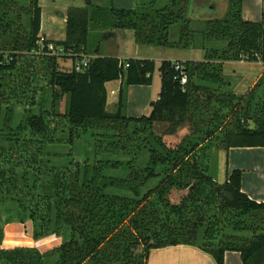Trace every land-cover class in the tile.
<instances>
[{"label":"trees","instance_id":"1","mask_svg":"<svg viewBox=\"0 0 264 264\" xmlns=\"http://www.w3.org/2000/svg\"><path fill=\"white\" fill-rule=\"evenodd\" d=\"M110 1L69 7L65 39L40 44V0H0V123L9 126L2 139L8 144H0V264H147L152 249L197 245L200 232L199 247L217 264H224L227 251L240 252L243 264H264V201L243 191L241 169L222 183L212 175L214 148L264 147V94L251 89L246 99L228 90L224 73L226 61L264 63V11L253 21L242 16L243 0H224L223 11L221 0H170L161 8L160 0L135 8ZM193 20L207 25L204 59L165 60L150 113L126 115V88L151 85L155 61L101 56V41L116 29H132L139 44L172 46L170 28L179 23L177 45L185 48L198 33ZM95 29L102 40L89 66L60 69L59 58L88 55ZM210 41L226 46L208 47ZM48 43L62 45L67 55L51 53ZM117 79L123 82L118 109L110 112L106 83ZM261 82L264 72L256 87ZM14 102L24 105L25 115L11 126ZM181 131L178 143L167 142ZM86 137L96 140L94 163L76 159V144ZM52 144L68 151L51 152ZM143 152L148 157L140 166ZM151 180L157 183L144 191ZM175 190L181 191L177 198ZM11 202L21 222L23 216L33 222L34 240L55 234L62 242L45 251L4 248L1 209Z\"/></svg>","mask_w":264,"mask_h":264},{"label":"crops","instance_id":"2","mask_svg":"<svg viewBox=\"0 0 264 264\" xmlns=\"http://www.w3.org/2000/svg\"><path fill=\"white\" fill-rule=\"evenodd\" d=\"M50 1V5H49ZM151 0H114L117 7L135 8L138 2L147 3ZM96 5L109 6L110 0H92ZM170 0H160L158 7H164ZM86 0H40L42 7V24L40 34L50 41H62L66 36V20L68 8L71 6H84ZM264 11V0H243L242 16L244 19L259 21ZM191 28L198 33L195 35L194 43L188 47L178 46L180 40L181 24L176 23L170 28V41L172 46H155L139 44L132 29H116L114 36L101 42L100 55L125 58H150L161 66L165 60L175 62L177 60H203L205 57L204 40L201 32L205 30L206 23L203 20H193ZM100 36L102 30L95 29ZM208 47H224V41H210ZM90 49V47L88 46ZM61 60V58H59ZM60 62V61H59ZM73 66V64H72ZM264 72V63L261 61L233 60L224 64L225 78L228 82L227 89L236 94H245L261 78ZM160 76V77H161ZM122 80L117 79L106 83L108 91L107 106L115 112L118 109V96L122 87ZM151 85H129L126 88L128 116L133 110L141 106L150 107L155 98ZM261 94H264V84L261 86ZM136 96L132 100V97ZM129 108V105L132 104ZM126 110V109H125ZM127 115V114H126ZM51 145L48 146V150ZM51 151V150H50ZM56 152V151H51ZM264 167V147H233L228 150L214 148L212 150V175L219 183L224 182L234 169L242 170V189L250 197L257 201H264V187L259 182L263 174L260 173ZM197 245L178 244L162 248L152 249L147 264H217L215 258L203 251ZM224 264H243L241 254L238 251H227Z\"/></svg>","mask_w":264,"mask_h":264},{"label":"rangeland","instance_id":"3","mask_svg":"<svg viewBox=\"0 0 264 264\" xmlns=\"http://www.w3.org/2000/svg\"><path fill=\"white\" fill-rule=\"evenodd\" d=\"M202 0H199V3ZM221 0L220 3V7L219 9H221L222 11L225 10V7L227 5V3ZM49 5H50V1H49ZM194 9V11H193ZM192 13L191 14H198L197 8L195 7H191L190 10ZM201 17H204L203 15H200ZM199 16V17H200ZM29 16L24 15L23 14V21L25 23V26L29 27ZM200 19V18H199ZM101 35H97L96 32L91 33V35L88 38V46L90 47L89 49V53L88 55H94L93 54V49L94 47L98 44L99 41H101ZM102 42V41H101ZM101 44V43H100ZM60 62V69L62 70H70L72 69V67L74 66V59L70 58V57H62L61 60H59ZM73 64V66H72ZM159 65H161V63H157V67L155 70V74H154V81H153V90L155 93V98L158 97V93L160 91L161 88V72L159 69ZM260 79H258L257 83L259 82ZM257 83L250 89L247 90V92L245 94L246 99L248 98V94H250V90H254L256 89V96H260L261 95V86L262 84H264L263 82H261V85L259 87L257 86ZM40 84H44V81L41 80ZM49 95V94H48ZM48 101H51V97L50 95L48 96ZM127 97V95H126ZM136 96L132 97V100L135 99ZM154 98V99H155ZM246 99H244V101L242 102L243 105L246 104ZM63 103H65V101H63ZM13 104V117H12V123L11 126H15L17 125L24 117L25 112H24V105L23 104H19V103H12ZM126 105H127V99H126ZM133 105L130 104L129 108H131ZM255 104L253 103V106ZM254 109V107H253ZM34 110L37 111V107H34ZM107 110H113L110 106L107 108ZM151 110V107H146L144 110V107L141 106L139 108H136V110H133L134 113L132 115H144V114H149ZM126 114L128 115V108H126L125 110ZM5 115V106H2L1 111H0V120L2 117H4ZM130 115V114H129ZM250 124L252 125V122H250ZM0 144H8L5 141H2L3 137H5V135L8 133L9 131V126L7 127H2V123H0ZM15 127H13L14 129ZM160 129V127L158 128V130ZM56 135L58 137H62V138H66L68 136L67 131H58L56 133ZM185 135L184 131L179 132L178 135H173V136H169L168 137V141H170V143H178L180 141L181 138H183V136ZM96 140L95 139H91L90 137H86L85 139H80L77 144H76V159L79 160L80 162H84L85 158L88 156L90 157L89 162L94 163L95 160V144ZM214 142L216 143L217 140L215 139ZM70 149V148H69ZM51 151H56V152H62V153H66L68 151V146L65 144H52L50 149ZM147 157L148 154L146 152H143L141 157L139 158V165L143 166L145 164V162L147 161ZM112 158H114L112 156ZM121 159L126 158V156H122L119 157ZM63 162H66V160H63ZM111 173L114 174H121V171L119 170H111ZM262 175V177L259 179V182L262 184V187H264V167L262 168V170L260 171ZM157 183L156 180H151L144 188V191H146L148 188H150L151 186H154ZM173 197L177 198L180 194L181 191L175 190L173 192ZM17 205L15 202H11L8 204V206H2L1 209V225L3 226L4 229V238H3V247L4 248H12V247H16V246H32V247H37L39 248L41 251H45L47 249H51L57 245H59L62 242V237H59L55 234H51L48 235L40 240H34L33 239V222L27 218V216H23L24 221L21 222L18 217L17 214ZM21 217V216H20ZM245 234H249L248 232H244ZM202 232H200L198 239H201L202 237Z\"/></svg>","mask_w":264,"mask_h":264},{"label":"built area","instance_id":"4","mask_svg":"<svg viewBox=\"0 0 264 264\" xmlns=\"http://www.w3.org/2000/svg\"><path fill=\"white\" fill-rule=\"evenodd\" d=\"M45 40H46V38L42 37L41 40L39 41V43L43 44ZM47 47H48V50L51 53H53V54H55L57 56L67 55V51L62 45H56L54 43H48ZM93 57L94 56H92V55H85L81 59H76L73 62L74 63L73 68L76 71H83L84 69H86L89 66V64H90V62H91ZM176 67H179V66L176 65ZM186 82H187V77L183 76L182 83H186Z\"/></svg>","mask_w":264,"mask_h":264}]
</instances>
